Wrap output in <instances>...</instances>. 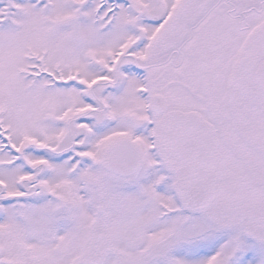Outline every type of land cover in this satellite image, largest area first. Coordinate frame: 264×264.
<instances>
[{
    "label": "snow or ice",
    "instance_id": "1",
    "mask_svg": "<svg viewBox=\"0 0 264 264\" xmlns=\"http://www.w3.org/2000/svg\"><path fill=\"white\" fill-rule=\"evenodd\" d=\"M0 264H264V0H0Z\"/></svg>",
    "mask_w": 264,
    "mask_h": 264
}]
</instances>
